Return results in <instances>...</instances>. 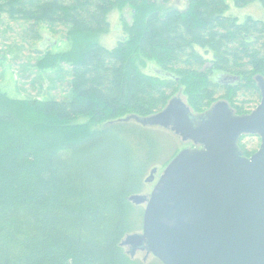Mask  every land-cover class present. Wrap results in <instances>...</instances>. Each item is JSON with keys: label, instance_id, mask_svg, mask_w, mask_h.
<instances>
[{"label": "trees", "instance_id": "obj_1", "mask_svg": "<svg viewBox=\"0 0 264 264\" xmlns=\"http://www.w3.org/2000/svg\"><path fill=\"white\" fill-rule=\"evenodd\" d=\"M151 2L0 0V15L27 22L29 38L40 40L42 23L60 24L70 43L36 63L70 65L66 97L0 91V264H143L120 241L135 229L128 198L161 161V139L130 117L160 111L181 86L198 112L224 99L244 114L260 101L264 0H186L183 9L152 10ZM255 3L260 18L230 13ZM127 5L126 37L112 48L94 40L108 31L109 12ZM220 74L238 79L221 83Z\"/></svg>", "mask_w": 264, "mask_h": 264}, {"label": "water", "instance_id": "obj_2", "mask_svg": "<svg viewBox=\"0 0 264 264\" xmlns=\"http://www.w3.org/2000/svg\"><path fill=\"white\" fill-rule=\"evenodd\" d=\"M238 76L220 74L218 82ZM261 98L243 115L226 101L193 114L180 97L160 111L131 116L142 125L169 127L194 144L164 168L145 203L142 232L126 236L162 264H264V78L256 76ZM241 134H256L260 145L249 157L238 146ZM156 168L145 181L153 179Z\"/></svg>", "mask_w": 264, "mask_h": 264}, {"label": "rangeland", "instance_id": "obj_3", "mask_svg": "<svg viewBox=\"0 0 264 264\" xmlns=\"http://www.w3.org/2000/svg\"><path fill=\"white\" fill-rule=\"evenodd\" d=\"M152 1L154 3L151 2L152 4L148 6L151 10L154 9V7L159 9H165L166 7L183 9L186 6V0ZM260 9L257 3L242 10L231 6L230 13L238 16L239 19H244L247 14H250L253 18H260L262 15ZM227 13H229V11ZM132 16V9L129 5L112 9L108 14V31L106 33L94 35L93 39L107 48H112L118 40L126 37L122 20L128 24L131 22ZM27 24V22L22 20H12L5 15H0V91L5 92L10 97L19 99H58L66 97L69 94L67 85L70 80V65L63 62L58 63L54 68H42L36 64L41 57L40 55H43L44 52L48 51L49 53H54L69 47L70 43L64 37L66 26L60 24H40L38 29L41 38L38 41L29 38ZM198 51L203 53L201 49H198ZM204 55L210 56L207 54ZM142 70L152 74V67H148V65L147 67H143ZM174 96L180 97L193 114L203 112L196 111L189 104L183 86L180 87L179 91ZM222 100L225 101L224 99H218L215 102ZM215 102L211 103L209 108ZM76 122L81 125L84 123V119L81 118ZM100 125L101 124H91L89 125V129ZM145 126L153 129L159 139H161V151L158 155V159H161V161L155 165L156 171L153 173V179L148 182L144 181L143 190L138 193L149 197L168 162H170L179 151L188 147H193L194 144L190 140H183L177 133L170 130L169 127H164L159 124ZM81 132L82 131L78 132V134ZM69 135H77V130L70 131ZM252 138L253 139H246V142L244 141L243 143L250 149V153L257 149L259 145L258 138L256 136H252ZM255 141L257 142L255 143ZM149 173L150 169L146 177ZM131 203L133 206H131L130 211L131 215L134 217L135 229L125 234L120 241V245L131 259L138 260L143 264H157L158 261L156 257L151 253L147 254L144 249L140 248L134 249L132 248V244L125 241L127 235L142 232V216L140 212L144 210L145 203Z\"/></svg>", "mask_w": 264, "mask_h": 264}, {"label": "flooded vegetation", "instance_id": "obj_4", "mask_svg": "<svg viewBox=\"0 0 264 264\" xmlns=\"http://www.w3.org/2000/svg\"><path fill=\"white\" fill-rule=\"evenodd\" d=\"M222 83V82H221ZM258 86V85H257ZM235 113V112H234ZM249 113V112H248ZM236 114V113H235ZM244 114H246V113H244ZM238 115H243V114H238ZM251 135H253V136H256L257 138H259V136L258 135H256V134H241L240 136H239V138H238V146H239V148H240V150L242 151V154L244 155V156H246V157H249L250 155H252L254 152H256L257 151V149L259 148V145H260V138L258 139V141H259V145H258V147H257V149H255L253 152H249V150L250 149H248L247 148V146L245 145V144H243L244 143V141L246 142V139H251Z\"/></svg>", "mask_w": 264, "mask_h": 264}]
</instances>
